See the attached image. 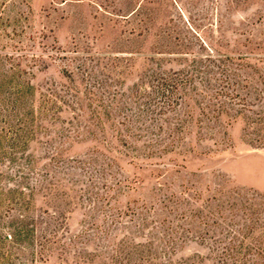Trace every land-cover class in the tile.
Wrapping results in <instances>:
<instances>
[{
    "label": "rangeland",
    "instance_id": "rangeland-1",
    "mask_svg": "<svg viewBox=\"0 0 264 264\" xmlns=\"http://www.w3.org/2000/svg\"><path fill=\"white\" fill-rule=\"evenodd\" d=\"M263 140L264 0H0V264L264 258Z\"/></svg>",
    "mask_w": 264,
    "mask_h": 264
},
{
    "label": "trees",
    "instance_id": "trees-1",
    "mask_svg": "<svg viewBox=\"0 0 264 264\" xmlns=\"http://www.w3.org/2000/svg\"><path fill=\"white\" fill-rule=\"evenodd\" d=\"M255 72L259 73L258 70H255ZM238 76V75H237ZM243 81L238 80L237 82V99H241V102H243V106H246V100L241 96L240 93V89L243 88H247L248 92L247 94H245L246 98H250L251 92L252 90L257 91L253 86L254 84H252V82L249 80L247 84V86H242L241 83ZM254 88V89H252ZM250 101V100H247ZM264 141V140H263ZM264 205V203H263ZM262 204H256V202H252V203H246L243 204V207L245 209H248L249 212L251 213L250 215H257L258 217H260L259 215H263L262 213L264 212V208ZM262 206V207H261ZM261 212V214H260ZM257 220H260V218H258ZM256 220V221H257ZM258 223V222H256ZM255 223V224H256ZM244 240L240 243L237 244V249L233 252L234 254H231L229 259H224L221 262H219V264H262V260L264 261V258L261 257L260 251H262V245L261 243H259L258 241H253L251 242V245L248 246L246 245L245 242V237L243 238ZM247 248V249H246ZM232 252V253H233Z\"/></svg>",
    "mask_w": 264,
    "mask_h": 264
}]
</instances>
